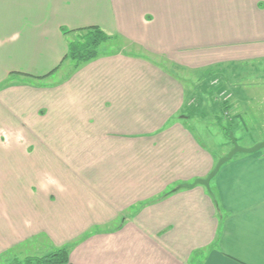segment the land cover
<instances>
[{
	"label": "crops",
	"instance_id": "0c3cea01",
	"mask_svg": "<svg viewBox=\"0 0 264 264\" xmlns=\"http://www.w3.org/2000/svg\"><path fill=\"white\" fill-rule=\"evenodd\" d=\"M89 26L110 39L77 67L64 57ZM263 58L264 0H0V257L264 264V150L196 183L224 154L194 134L185 80L161 63Z\"/></svg>",
	"mask_w": 264,
	"mask_h": 264
},
{
	"label": "rangeland",
	"instance_id": "374dc122",
	"mask_svg": "<svg viewBox=\"0 0 264 264\" xmlns=\"http://www.w3.org/2000/svg\"><path fill=\"white\" fill-rule=\"evenodd\" d=\"M74 40L72 39V41ZM99 50L105 52L103 48ZM161 63L176 71L185 80L190 93V101L194 104L190 110L193 109L192 114L196 118L190 121L189 125L193 128L194 134L200 138L215 157L219 158L220 154H227L234 145L216 118L221 120L225 127L233 128L229 132L231 130L234 132L238 144L243 147H252L264 141V58L239 62L236 67L215 68L214 74L217 72L215 77L213 74H205L202 70L194 72L184 70L181 67H174L166 60L161 59ZM67 73L65 69L51 74L44 80L33 76H25L22 79L14 73L9 80L31 84H35L39 80L40 84L49 85V83L60 82L62 78L67 76ZM7 81L0 83V89L6 85ZM224 102L238 107L223 109ZM12 260V255L1 256L0 264Z\"/></svg>",
	"mask_w": 264,
	"mask_h": 264
},
{
	"label": "trees",
	"instance_id": "16d2710c",
	"mask_svg": "<svg viewBox=\"0 0 264 264\" xmlns=\"http://www.w3.org/2000/svg\"><path fill=\"white\" fill-rule=\"evenodd\" d=\"M80 30L77 39L72 41L69 45V51L64 58H72L75 60L76 66L84 62H88L98 56L99 46L110 39V35L99 26H89ZM214 68H209L205 71V74L215 77ZM216 81L218 79H215ZM224 88V87H223ZM223 109H231V105L228 102H224ZM219 124L222 125V129L229 135V130L233 128L225 127L221 120L216 118ZM214 195V193L212 192ZM70 252L65 246L58 247L43 255L26 256L24 258L15 257L12 261L5 264H69Z\"/></svg>",
	"mask_w": 264,
	"mask_h": 264
},
{
	"label": "water",
	"instance_id": "95a60500",
	"mask_svg": "<svg viewBox=\"0 0 264 264\" xmlns=\"http://www.w3.org/2000/svg\"><path fill=\"white\" fill-rule=\"evenodd\" d=\"M229 136H230L231 140L233 141V144H234L233 148L227 154L221 156L218 159L216 166L207 175V177L198 179L196 181V183H201V184L205 185L208 189H210V183H211L212 178L219 172L222 165L224 163H226L227 161H229L230 159H232L237 153H239V152L253 153V152H256L258 150L264 149V141L259 142L252 147H243V146L238 144L236 137L234 135V132L232 130L229 132Z\"/></svg>",
	"mask_w": 264,
	"mask_h": 264
}]
</instances>
